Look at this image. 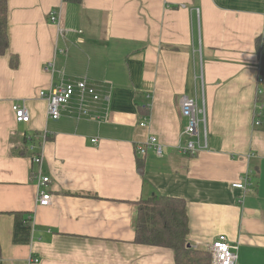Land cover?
Wrapping results in <instances>:
<instances>
[{
  "label": "crops",
  "instance_id": "crops-1",
  "mask_svg": "<svg viewBox=\"0 0 264 264\" xmlns=\"http://www.w3.org/2000/svg\"><path fill=\"white\" fill-rule=\"evenodd\" d=\"M56 11L62 36L50 21ZM263 30L264 0H8L1 264H176L173 250L135 241L139 202L154 194L187 202L193 248L210 252L226 236L238 264H264ZM82 81L103 98L88 101L90 116L79 118L75 98L49 120L40 93ZM196 95L208 148L191 156L181 150L189 142L181 102ZM16 103L29 124L17 123ZM150 136L165 153L149 149L140 173L137 150ZM38 153L49 207L37 202ZM245 180L247 190L233 187ZM15 213L32 217L29 245L13 244Z\"/></svg>",
  "mask_w": 264,
  "mask_h": 264
},
{
  "label": "built area",
  "instance_id": "built-area-1",
  "mask_svg": "<svg viewBox=\"0 0 264 264\" xmlns=\"http://www.w3.org/2000/svg\"><path fill=\"white\" fill-rule=\"evenodd\" d=\"M50 21L52 24L58 26L59 36L64 34V30L61 28V16L59 12H51ZM262 45L264 47V30L261 35ZM54 64H48L46 70L53 69ZM259 85L263 84V79L258 80ZM261 93V91H260ZM40 98L47 102V117L51 121H59L63 112L69 107L71 102L76 98L79 118L89 117L90 107L88 101L91 100L94 103L102 101V96L86 81L78 83H62L59 85L51 86L47 90H43L40 93ZM107 102L109 97L104 98ZM16 121L19 124H29L31 121V114L25 103H16L12 107ZM182 116L187 121L186 136L189 138V142L185 147H181V150L188 155L194 156L200 151L208 148V139L206 132L207 123V109L205 105L204 97H187L184 96L181 102ZM258 124V122L256 123ZM142 127H146V123L141 124ZM204 127L203 134L201 128ZM96 143L97 140H93ZM35 146L30 147V151L33 153ZM149 149L154 150L157 156L162 157L165 153V148L161 145L157 139L150 136L147 143L143 146L138 147V156L144 157ZM44 156L42 153H38L33 156V165L39 168L36 174L37 181V202L42 207H49L52 205L53 196L48 192L47 188L50 183V179L45 177L41 173V167L43 164ZM236 189L247 190V180L239 182L233 185ZM212 257L211 264H238V246L231 244L226 236H219L212 244L210 248ZM33 262L37 264L38 259H34Z\"/></svg>",
  "mask_w": 264,
  "mask_h": 264
},
{
  "label": "trees",
  "instance_id": "trees-1",
  "mask_svg": "<svg viewBox=\"0 0 264 264\" xmlns=\"http://www.w3.org/2000/svg\"><path fill=\"white\" fill-rule=\"evenodd\" d=\"M9 47L8 0H0V56H4ZM257 47L264 63V47L260 43ZM17 65L18 60L15 58L11 61V66L17 67ZM28 143L25 140V144ZM138 171L140 173L144 171L141 157L138 159ZM14 215L13 244L29 245L33 232L32 217L27 213ZM134 228L137 244L173 250L176 264L212 263L211 253L208 250L191 246L189 209L183 199L154 194L147 200L139 202Z\"/></svg>",
  "mask_w": 264,
  "mask_h": 264
},
{
  "label": "water",
  "instance_id": "water-1",
  "mask_svg": "<svg viewBox=\"0 0 264 264\" xmlns=\"http://www.w3.org/2000/svg\"><path fill=\"white\" fill-rule=\"evenodd\" d=\"M189 247H191V246H189Z\"/></svg>",
  "mask_w": 264,
  "mask_h": 264
}]
</instances>
